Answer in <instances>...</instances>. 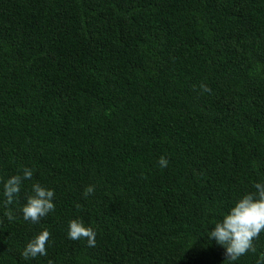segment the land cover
<instances>
[{"label":"trees","instance_id":"1","mask_svg":"<svg viewBox=\"0 0 264 264\" xmlns=\"http://www.w3.org/2000/svg\"><path fill=\"white\" fill-rule=\"evenodd\" d=\"M24 167L9 221L3 183ZM36 182L55 210L33 223ZM255 182L264 0H0V264H257L264 232L234 262L208 236ZM44 229L47 255L25 260Z\"/></svg>","mask_w":264,"mask_h":264},{"label":"clouds","instance_id":"2","mask_svg":"<svg viewBox=\"0 0 264 264\" xmlns=\"http://www.w3.org/2000/svg\"><path fill=\"white\" fill-rule=\"evenodd\" d=\"M201 93H210L211 88L206 84H200ZM158 166L167 167L168 160L164 156L158 158ZM34 170L29 167L22 169V175L16 174L9 177L3 183V194L5 200L3 206L7 209L5 216L9 221L15 219L12 210L9 208L19 198L21 185L24 180L33 178ZM254 192L244 194L229 211L224 214L221 221L215 223L214 228L208 232L210 239L224 247L225 260L234 262L248 252L257 251L254 241L264 232V182L253 184ZM94 185L84 189L83 196L87 198L93 194ZM55 192L53 189L41 186L39 182L32 184V193L27 195L26 203L22 207L23 218L26 221L38 223L42 217H46L55 210L53 202ZM81 208L80 204L76 205ZM68 238L72 240L86 239L88 247L96 246V232L91 227H86L80 219H72L69 222ZM50 239V232L44 229L30 239L23 249L22 256L25 260L37 256H46V245ZM48 264H54L52 260ZM257 264H264V254L257 260Z\"/></svg>","mask_w":264,"mask_h":264}]
</instances>
